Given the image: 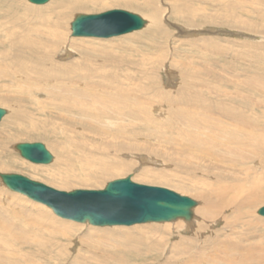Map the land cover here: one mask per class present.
<instances>
[{
    "label": "rangeland",
    "instance_id": "374dc122",
    "mask_svg": "<svg viewBox=\"0 0 264 264\" xmlns=\"http://www.w3.org/2000/svg\"><path fill=\"white\" fill-rule=\"evenodd\" d=\"M0 1L5 3V9L0 7V107L8 111L0 122V141L13 137L5 143L3 158L0 146V173L19 174L65 192L102 190L111 181L131 177L135 183L167 188L198 201L194 214L200 226L187 232L181 230L182 224L176 230L172 222L116 226L133 234L126 236L115 226L61 219L47 206L9 190L0 178V253H4L0 264H117L113 259L112 263L99 259L104 253L96 246L101 242L111 246L114 241L96 230L118 232L119 243L125 234L137 247L134 239L140 235L134 228L143 225L161 229L145 233L159 241L151 246L163 254L147 264L180 258L212 264L199 249L216 256L224 254L223 244L235 248L229 249L235 257L249 246L264 255V217L257 212L264 207V92L260 89L264 87V0H129L136 3L133 6L121 0H98L100 4L77 9L64 19L67 24L55 29L54 37L49 24L38 21L34 11L55 21L61 1L44 5ZM114 9L139 14L147 24L140 31L109 39L72 37L71 23L77 15ZM59 34L65 43L58 49L69 45L74 50L71 57L61 56L60 50L50 62L36 63L24 53L25 45L34 44L38 36L39 46L50 51L47 38L59 40ZM87 75L91 82L119 86L127 95L122 106L134 110L140 101L145 105L139 110L155 111L152 105L160 103L166 107V116L159 124H144L130 120L124 107L120 127L107 128L103 121L87 127L67 123L57 112L46 114L39 106L50 93H66L74 83L90 85ZM226 113L237 115L238 127L247 134L239 152L230 140L214 141L215 127L199 118L224 122ZM67 117L83 119L66 113ZM37 142L52 154L50 164L31 163L15 149L20 143ZM108 168L110 174L101 172ZM216 188L231 198L226 212L241 202L250 203V194L262 199L260 204L251 202L245 215L228 212L225 217L211 209L213 201L218 203Z\"/></svg>",
    "mask_w": 264,
    "mask_h": 264
},
{
    "label": "bare ground",
    "instance_id": "6f19581e",
    "mask_svg": "<svg viewBox=\"0 0 264 264\" xmlns=\"http://www.w3.org/2000/svg\"><path fill=\"white\" fill-rule=\"evenodd\" d=\"M58 2H60L59 7L62 10L60 9V12L58 14H56L55 21L47 19L44 16L43 12L34 11L37 14L36 19L38 21H40L44 24L45 23L49 24L50 33L53 35V37L55 35L54 34L55 29H57V28L62 29V26L64 24H67V23H63L62 21L64 19L71 18L72 17L71 14L75 10L81 9V8H89L90 6L100 4L98 0H58ZM121 2L123 4H128V5H132V6L136 4L135 2H132L129 0H121ZM1 6H2V10L5 9L4 1H0V7ZM6 10H9V8H7ZM29 10L31 11L32 9H29ZM6 13L8 14L7 11H6ZM151 17H152V21H153L154 15H151ZM51 26L54 27V29ZM58 38H59V40H56V39L52 40V38H47L48 44L51 45L50 46L51 52L46 51L44 47L39 46L40 41H41L40 36L36 37L34 44L27 43L25 45L23 51H24V53L27 52V54L31 57L30 60L33 62H36V63L43 62V61L44 62H50V60H52V57H54L61 50V49L59 50L58 47L65 43V41H63V37L61 36V34L58 35ZM51 41L54 43H52ZM58 41L60 43L59 45L55 43ZM65 45H68V44H65ZM65 45H63V46H65ZM9 49L11 51L14 50L13 46H11V45L9 46ZM71 51H74V50L71 47L69 48V45H68V47H64L61 50V56H64L66 58L71 57L73 55ZM103 54L106 55L108 53H103ZM104 59H108V57L102 58L100 60H104ZM113 61L119 63V58H115V60H113ZM62 63H67V62H62ZM74 65L75 64L72 63V67ZM70 73L73 74V72H70ZM61 74H63V73H61ZM88 74H90L91 76L94 75V73H91V72H88ZM91 76L87 75L84 77L86 82L90 83V85L88 84L84 87L77 85V87H78L77 88L75 83H74L73 85L67 87L66 93L65 92L50 93L48 95V100L46 102H42L41 104H39V106L42 108V110L44 112H46V114L53 115L52 112H57L61 116L63 115V118H65L64 120L67 123L73 124L75 126L82 125V126L88 127L92 123L100 124L103 121L104 123L109 124V125H107V128L111 125H116V126L120 127L121 124L119 125V122H118L119 116L121 114L122 116L125 117L126 114L123 111L125 108H127V106H122V104L125 101V98H123V96H127V95H123V92H124L123 90L121 93V89H119V86L113 87L111 85H104L103 83L99 84V83L91 82L90 79L94 77V76H92V77ZM114 77H115V75H113L112 78H114ZM69 84H72V82ZM260 89L263 93L264 87H261ZM67 93H69V94H67ZM139 103L141 105L137 106L136 107L137 109L135 108L136 110L134 109V107H133L134 110H130L127 108V110H128L127 114H128V117L130 120L132 119L134 121H141L144 124H148V123L149 124L150 123L159 124L160 121L163 120L162 115L164 114L165 108H166L163 104L162 105L160 103H158V104L155 103L156 105L153 104L152 107L156 108L155 111H152V109H150V108H147L148 110L147 109L145 110L143 108L141 111L138 108L144 106L145 104H143L140 101L137 102V104H139ZM66 113H68L69 115L74 114L79 118L83 117V119L76 120L74 117H67L66 118ZM151 115L153 116V120H150ZM165 116L166 115L164 114L163 117H165ZM236 116L229 117V114L226 113L224 122H222V121L221 122H215L212 119H210L209 117H199V118L201 121H203L201 123L215 127L214 128L215 137H214V135L211 136V138H214V141L228 142L230 140L233 147H234L233 150L239 152L244 147L242 142H245V137L247 134L243 130V127H241V128L238 127L239 122H238ZM181 119L184 121L185 118H181ZM94 124H92V126ZM130 128H132V127H130ZM199 128H201V126H199ZM123 129H127V127L124 126ZM48 131L49 130L46 131V135L50 136L51 134ZM117 136H119V133L117 134ZM10 138L11 139H9V138L4 139V142L0 141L2 158H3V156L6 155V151H7V149H6L7 147H5V143H9V142H11V140H13V137H10ZM255 139H257V137ZM198 144H199V146H202L201 141H199ZM210 149L212 151V147H210ZM212 152H213V154H216L214 151H212ZM140 158L142 161H144L143 157H140ZM140 158H138V159L140 162H142L140 160ZM81 161L84 163L83 159ZM146 163H148V162H146ZM111 168L103 169L101 172H103V174L108 175L112 172ZM80 180L82 181L85 179L81 178ZM227 191L230 192L229 190H227ZM217 195H218V197H217L218 203H217V200L215 199L216 201H213L211 203V209H214V207H215V211L218 212L219 215H223L225 217H228V216H226V213H228V212H230L232 214L235 213L236 215H245V212H246L247 208L250 206L251 202H255L256 204H258V203L260 204L259 200L262 199V197L259 194H250V196H251V202L250 203H248L247 201L241 202L240 204L231 207V209L228 212H226V210L231 206V202H232L231 198L228 195H224L222 193V190H220L218 188H216V190L214 192V196H217ZM205 196L207 198L211 199L210 197H208V196H210L209 194H205ZM204 202H205V205L208 204L207 200H204ZM213 203H214V206H213ZM196 209H198V208H196ZM195 216L196 215L194 214V217L190 222H187V221L180 219V220H177L178 222L175 221L177 223L172 222V225H176L177 227H175V226H173V227L176 228V230H177V229L181 228V224H182L181 230L185 231V232L191 230L192 227H194V225L198 226L197 228H199L200 226L198 224H196V222L197 223H199V222ZM181 221L185 222L186 224H183V222L181 223ZM80 224H82V223H80ZM202 228H200V229H202ZM115 229L119 230V233H121V234L125 233L126 236L133 235L130 232H126V231L122 232L123 228H120V227L116 228V226H115ZM134 229H137V230H135V232H138L140 235L139 237H136V238L133 237V239L135 238L134 240H137V243L140 244V246H139V244H138V246L136 245L137 247H135V243H133V241L128 239V237L126 238V236H124L125 234L122 235V237H124V238L120 237L122 242L120 241V243H119L118 232L113 233V232H106V230H96L97 232L103 233V235L108 237V239L116 242V244H113L114 242L113 243L111 242L112 243L111 246H109L107 243L105 244L103 242L99 243L98 245L96 244L98 251H100V253L101 252L104 253L103 256L99 257V259H104L101 262L110 263L112 261L111 259H113L114 262H117V264H147L148 261H150V260H157L158 261L159 259H162L163 254L160 255L161 250L156 249L154 244H153V247L151 246L153 241L154 242H157V241L154 240V237H149V236L145 235L146 232L154 233L157 230H161V229L157 228L156 226H153V225H150V226H148V225L144 226L143 225V228H139L137 226ZM166 229L167 228H165V230ZM64 231L67 233L66 230H64ZM196 231L197 230H195V232ZM197 232H199V230ZM200 232H201V230H200ZM64 237H68V235H65ZM156 240H157V238H156ZM150 241H151V244L149 243ZM162 241H164V240H162ZM162 241H160V243ZM227 241H229V240H227ZM262 241H264V240H262ZM117 243H118V245H117ZM162 244H165V243H162ZM141 245L144 246L143 250H142ZM223 245H224V247H223V251H221V253H224V254L218 253V255L215 256L214 253L211 254V253H208L209 251L208 252L203 251L202 250L203 248L199 249V252L202 255H205L207 257L206 260L211 261L212 264H264V255L257 254L258 252L256 253L255 249H254L255 246L254 247L253 246L245 247L241 252H238L239 256L235 257V255L231 253L232 251H234L235 248L231 247L229 244H227L228 247L225 244H223ZM261 245H263V244H261ZM24 246L26 247L27 244H25ZM256 246L258 247V245H256ZM28 247H32V246L28 245ZM218 248H220V247H218ZM226 248L228 249L227 252L224 251V249H226ZM261 248H263V247L261 246ZM229 249L231 252H229ZM210 250H212V249H210ZM216 250H218L217 247H216ZM261 250H263V249H261ZM236 251H238L237 248H236ZM217 252H219V251H217ZM0 254H4V253H0ZM18 260H20V259L19 258L15 259V261H18ZM181 260H182V258L172 259L171 261H167L165 259V260H162V262H165V263H161V264H166V263H169V264H197L192 258H188L187 260H184V261H181Z\"/></svg>",
    "mask_w": 264,
    "mask_h": 264
},
{
    "label": "water",
    "instance_id": "95a60500",
    "mask_svg": "<svg viewBox=\"0 0 264 264\" xmlns=\"http://www.w3.org/2000/svg\"><path fill=\"white\" fill-rule=\"evenodd\" d=\"M44 5L50 0H28ZM147 21L139 14L114 9L96 15L80 14L71 23L72 37L109 39L142 30ZM8 111L0 107V122ZM20 156L31 163L48 165L52 154L43 143H20ZM2 183L11 191L50 208L61 219L98 227L134 226L145 223L190 222L195 199L173 190L135 183L131 177L109 182L102 190L59 191L19 174L0 173ZM258 214L264 217V207Z\"/></svg>",
    "mask_w": 264,
    "mask_h": 264
}]
</instances>
